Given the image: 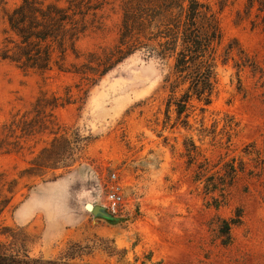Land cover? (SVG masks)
<instances>
[{
	"label": "rangeland",
	"instance_id": "1",
	"mask_svg": "<svg viewBox=\"0 0 264 264\" xmlns=\"http://www.w3.org/2000/svg\"><path fill=\"white\" fill-rule=\"evenodd\" d=\"M198 1L216 13L223 42L212 103L202 114L194 103L186 127L172 110L164 124L172 60L137 52L94 86L57 71L25 74L0 60V139L14 118L35 116L40 93L70 103L22 151L0 153L1 255L52 264H264V0H229L222 10L219 0ZM19 3L0 0V45L3 11ZM98 15L99 26L78 42L83 55L117 43L119 2L108 0ZM233 41L243 54L233 50L224 61ZM42 149L49 150L44 169L32 170ZM226 165L237 175L223 198L206 194L198 173L224 175ZM112 174L123 187L117 213L106 208L102 183ZM85 204L101 210L93 215ZM238 213L224 246L217 221Z\"/></svg>",
	"mask_w": 264,
	"mask_h": 264
},
{
	"label": "trees",
	"instance_id": "2",
	"mask_svg": "<svg viewBox=\"0 0 264 264\" xmlns=\"http://www.w3.org/2000/svg\"><path fill=\"white\" fill-rule=\"evenodd\" d=\"M117 1L121 23L116 45L101 54L83 55L78 49V42L88 31L99 26L101 16L98 13L108 4V0H20L11 10L3 11L6 30L0 45V60L25 74L34 73L45 78L57 71L80 76L91 86L137 52L163 61L172 60L164 124L170 122L172 110L176 122L183 117L182 126H188V119L196 110L194 103L200 106L202 114L211 105L215 93V68L223 42L216 13L209 5L198 0ZM228 1L219 0L221 10ZM233 50H237L238 55L243 54L237 42L233 41L224 48V61L230 59ZM71 57L75 61L83 58L84 62H69ZM241 66L245 67L236 63L238 69ZM45 95L40 93L33 104L35 116L30 121H26L24 115L3 127L0 153H19L23 149L22 142L43 133L49 125L56 126L54 111L70 103L55 97L47 99ZM12 127L19 130L17 136H13ZM12 137L14 141L10 142L9 138ZM55 141L54 138L53 143ZM47 152L49 150L42 149L32 160V170L40 172L44 169L40 159ZM190 154L189 164L193 161ZM207 165L208 162L204 160L203 167ZM224 169V175L216 172L206 177L198 173L197 181L205 176L206 194L217 191L223 198V193L237 175L233 165H226ZM240 219L239 213L235 219H218L216 233L222 245L229 244L231 228L239 225ZM0 264L52 263L26 256L19 258L0 254Z\"/></svg>",
	"mask_w": 264,
	"mask_h": 264
},
{
	"label": "built area",
	"instance_id": "3",
	"mask_svg": "<svg viewBox=\"0 0 264 264\" xmlns=\"http://www.w3.org/2000/svg\"><path fill=\"white\" fill-rule=\"evenodd\" d=\"M105 189L106 208L112 212H119L124 206V196L122 184L115 174L102 180Z\"/></svg>",
	"mask_w": 264,
	"mask_h": 264
},
{
	"label": "water",
	"instance_id": "4",
	"mask_svg": "<svg viewBox=\"0 0 264 264\" xmlns=\"http://www.w3.org/2000/svg\"><path fill=\"white\" fill-rule=\"evenodd\" d=\"M86 209L90 210L93 215H97L101 210L98 206H94L93 209H90L89 204L86 205Z\"/></svg>",
	"mask_w": 264,
	"mask_h": 264
},
{
	"label": "bare ground",
	"instance_id": "5",
	"mask_svg": "<svg viewBox=\"0 0 264 264\" xmlns=\"http://www.w3.org/2000/svg\"><path fill=\"white\" fill-rule=\"evenodd\" d=\"M87 204H85V206H86ZM89 207H90V209H93V205L92 204H89ZM88 212H90V210H88V209H86Z\"/></svg>",
	"mask_w": 264,
	"mask_h": 264
}]
</instances>
